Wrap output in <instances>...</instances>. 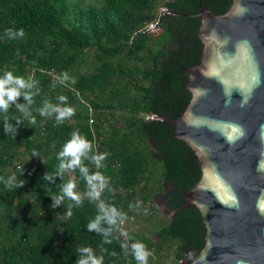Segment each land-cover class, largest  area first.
Returning a JSON list of instances; mask_svg holds the SVG:
<instances>
[{"label": "trees", "instance_id": "obj_1", "mask_svg": "<svg viewBox=\"0 0 264 264\" xmlns=\"http://www.w3.org/2000/svg\"><path fill=\"white\" fill-rule=\"evenodd\" d=\"M158 2L167 10L160 18L154 13ZM231 3L98 0L96 6H90L79 0H0V75L11 71L27 79L34 70L33 79L40 88L33 105L35 125L12 106L9 119L14 125L15 118L23 123L15 137L6 136L0 114V176L17 174V179L26 181L13 191L0 184V264H75L78 247H91L104 257V264H135L131 255L123 254L120 244L124 237L119 233L111 244H103L100 235L87 231V224L97 214L94 204L85 200L70 218L65 216L67 201L61 207H50L51 196L59 194V184L68 179L77 181V191L85 190L78 170L70 176L66 173L63 181L58 177L54 183L43 180L45 172L55 171L59 163L56 155L72 131L91 141L94 151L110 153L99 171L110 178L114 192L105 191L102 199L126 213L123 229L151 252L148 264H154L170 245L174 246L173 264H184L186 255L189 260L185 264H189L198 256L205 230L196 207L186 206L161 219L153 199L161 192L171 213L183 204V193L200 179L196 156L174 137L170 121L182 115L190 100L187 69L200 63V20L192 15L201 6L223 15ZM155 22L160 32L153 36L145 30ZM20 28L25 32L23 39L5 37L6 29ZM91 47L96 52L87 62L86 51ZM82 63H87L85 70L75 71ZM48 70L58 75L74 71L72 89L61 84L53 87L55 81L46 74ZM127 84L133 86V92L126 89ZM59 95L66 96L72 107L81 96L97 111L118 110L132 116L113 126L107 135L99 124H88L82 108L75 109L71 120L54 126L53 118L40 117L35 109L46 98L56 103ZM18 102L23 103V98ZM150 114L159 120L135 117ZM33 151L45 164L20 160L22 153ZM85 164L96 171L88 161ZM21 166L22 172H18ZM137 200L142 202L139 213L129 208ZM144 216L146 221L157 220L150 231L155 241L149 233L139 231L137 221ZM101 247L107 251L101 252Z\"/></svg>", "mask_w": 264, "mask_h": 264}, {"label": "water", "instance_id": "obj_2", "mask_svg": "<svg viewBox=\"0 0 264 264\" xmlns=\"http://www.w3.org/2000/svg\"><path fill=\"white\" fill-rule=\"evenodd\" d=\"M192 17L200 63L187 69L190 100L170 123L201 176L171 213L161 192L153 201L162 216L199 211L204 246L189 264H264V0H232L223 15L201 6ZM145 32L156 36L157 22Z\"/></svg>", "mask_w": 264, "mask_h": 264}, {"label": "clouds", "instance_id": "obj_3", "mask_svg": "<svg viewBox=\"0 0 264 264\" xmlns=\"http://www.w3.org/2000/svg\"><path fill=\"white\" fill-rule=\"evenodd\" d=\"M4 35L9 40H17L23 39L25 32L23 28L6 29ZM18 54L19 50H17ZM68 81L75 84V79L69 77L66 72L60 73L56 77L53 87L56 84L65 85ZM39 93V82L32 77L25 79L23 76L14 75L11 71H4L0 75V114H3L2 127L6 136L11 134L15 137L17 128L23 123L22 119L15 118L16 124L14 125L9 119L7 113L12 106H15L16 110L21 113L23 119H26L29 124H36L33 105L35 103L34 98ZM21 97L23 103L18 102ZM56 101V103H52L49 99H44L42 106L36 108L35 112L40 117L53 118L54 126H59L75 115V108L68 104L67 97L64 95L57 96ZM31 155L40 158L39 153L36 151H33ZM109 155L108 152L94 151L91 141L80 134L79 131H72L70 138L62 145L56 155L59 163L55 171L45 172L43 180L54 183L58 177L60 181H63L66 173H74L78 170L80 178L85 183V190L83 192L77 191V181L68 179L66 182L59 184V194L51 196L52 203L50 207L53 209L61 207L67 201L65 216L70 218L73 209L82 207L84 201L88 200L95 205L97 214L87 224V231L100 235L103 244H111L114 238H118L115 234L119 233L120 237H124V241L120 244L123 254L125 256L131 255L135 264H148L151 252L140 241H133L130 234L120 227L128 218L126 213L102 199L105 191L114 192L110 185V178L99 171L106 166L104 161ZM85 161L93 165L96 171L92 172ZM41 162L44 163L42 160ZM18 172H22V166ZM25 183V180L17 179V174L7 177L0 176V184L11 191L23 187ZM129 208L139 213L142 202L137 200L135 204H130ZM147 211L146 208L143 209L145 214ZM106 251L107 249L101 247V252ZM76 252L77 260L75 264H104V257L102 255L97 256L91 247H78ZM112 254L115 255V253Z\"/></svg>", "mask_w": 264, "mask_h": 264}, {"label": "rangeland", "instance_id": "obj_4", "mask_svg": "<svg viewBox=\"0 0 264 264\" xmlns=\"http://www.w3.org/2000/svg\"><path fill=\"white\" fill-rule=\"evenodd\" d=\"M81 3L86 4V5H90V6H96L97 1L98 0H79ZM163 5L161 2L157 3V8L155 10V17L157 18L158 12L162 9ZM96 52L95 47H91L89 49H87L86 51V61L89 62L91 56ZM82 66L78 68L75 71H83L85 70V68L87 67V63H82ZM79 71V72H80ZM69 77L71 78H76V73L74 71L70 72ZM135 79L139 82L142 83V80L140 79V75H136ZM62 87H64L65 89H72L73 84L71 83V81L66 82L65 85H61ZM126 89H129L130 92L134 91V88L131 84H127ZM77 103H75L73 105V107L75 109H80L82 108L83 110H85V114H87V122L88 124L92 127L94 124H99L100 125V131L107 135L109 133V131L112 129L113 126H117V125H122L123 124V120L126 119L127 117L132 116V114H128L122 111H118V110H107L104 109L102 111H97L96 109H94L89 103L88 101L84 100L81 96H77ZM122 112V113H121ZM136 118H141L144 117V115H137L135 116ZM91 119V123L89 122V120ZM71 120V119H70ZM40 158L36 157V156H32L30 153H22V155L20 156V160H24V162L26 163H36V162H41L42 158L41 156H39ZM41 159V160H40ZM17 162V161H16ZM15 162V163H16ZM18 164V162L16 163ZM67 175H71V173H67ZM156 205V204H155ZM157 207V205H156ZM158 210V207H157ZM158 217H160L161 219H168L169 216H162L159 215V211H158ZM145 216L138 218L139 222L137 221V224L139 226V231L142 232H147L149 233V236L151 238H153V240L155 241L156 239L153 237V234L150 232L151 228H153V226H155L157 224V220H149L146 221L145 220ZM130 227H128L129 229ZM157 259V260H156ZM174 246H165V248L163 249V251L161 252V256L159 255V257L155 258V262L154 264H173L174 262Z\"/></svg>", "mask_w": 264, "mask_h": 264}, {"label": "built area", "instance_id": "obj_5", "mask_svg": "<svg viewBox=\"0 0 264 264\" xmlns=\"http://www.w3.org/2000/svg\"><path fill=\"white\" fill-rule=\"evenodd\" d=\"M154 24L155 23L149 25L145 31H149V30L153 29ZM46 74L48 75V77L52 81H55L56 77L58 76V74L55 71H53V70H48L46 72ZM30 77L34 78V70L30 73ZM151 118H153L152 114L145 116V119H149L150 120ZM89 122L90 123L92 122L91 119L89 120ZM129 220H132V217H130ZM125 224H126V221L120 226L123 231H124L123 228H124Z\"/></svg>", "mask_w": 264, "mask_h": 264}, {"label": "flooded vegetation", "instance_id": "obj_6", "mask_svg": "<svg viewBox=\"0 0 264 264\" xmlns=\"http://www.w3.org/2000/svg\"><path fill=\"white\" fill-rule=\"evenodd\" d=\"M163 200H164V198H163ZM163 202H164V204H165V200H164Z\"/></svg>", "mask_w": 264, "mask_h": 264}]
</instances>
